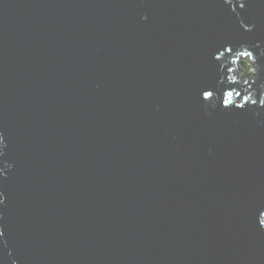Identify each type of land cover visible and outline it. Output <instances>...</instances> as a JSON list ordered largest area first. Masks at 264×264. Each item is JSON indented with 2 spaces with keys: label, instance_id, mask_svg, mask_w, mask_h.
<instances>
[{
  "label": "water",
  "instance_id": "95a60500",
  "mask_svg": "<svg viewBox=\"0 0 264 264\" xmlns=\"http://www.w3.org/2000/svg\"><path fill=\"white\" fill-rule=\"evenodd\" d=\"M0 264H264V0H0Z\"/></svg>",
  "mask_w": 264,
  "mask_h": 264
},
{
  "label": "rangeland",
  "instance_id": "374dc122",
  "mask_svg": "<svg viewBox=\"0 0 264 264\" xmlns=\"http://www.w3.org/2000/svg\"><path fill=\"white\" fill-rule=\"evenodd\" d=\"M243 60L248 61L249 65H244ZM239 68H236L235 73L238 75V77L248 76L249 78L252 77L251 74L257 73L256 67L249 56H242L240 61H238Z\"/></svg>",
  "mask_w": 264,
  "mask_h": 264
},
{
  "label": "trees",
  "instance_id": "16d2710c",
  "mask_svg": "<svg viewBox=\"0 0 264 264\" xmlns=\"http://www.w3.org/2000/svg\"><path fill=\"white\" fill-rule=\"evenodd\" d=\"M239 59H241V57H239ZM244 65H249V63H248V61H246V60H243V64H242V66H244ZM244 78H247L246 76H243Z\"/></svg>",
  "mask_w": 264,
  "mask_h": 264
},
{
  "label": "flooded vegetation",
  "instance_id": "af4514ba",
  "mask_svg": "<svg viewBox=\"0 0 264 264\" xmlns=\"http://www.w3.org/2000/svg\"><path fill=\"white\" fill-rule=\"evenodd\" d=\"M251 76H252V77H250V78H254V77H256V73L251 74ZM246 77H248V76H246Z\"/></svg>",
  "mask_w": 264,
  "mask_h": 264
},
{
  "label": "clouds",
  "instance_id": "9594fccd",
  "mask_svg": "<svg viewBox=\"0 0 264 264\" xmlns=\"http://www.w3.org/2000/svg\"><path fill=\"white\" fill-rule=\"evenodd\" d=\"M238 68H239V64H238Z\"/></svg>",
  "mask_w": 264,
  "mask_h": 264
}]
</instances>
